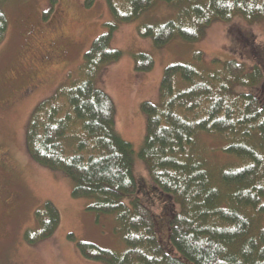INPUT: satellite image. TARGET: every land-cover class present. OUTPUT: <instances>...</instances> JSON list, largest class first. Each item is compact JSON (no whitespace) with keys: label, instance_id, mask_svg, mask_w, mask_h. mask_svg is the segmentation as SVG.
Returning <instances> with one entry per match:
<instances>
[{"label":"trees","instance_id":"1","mask_svg":"<svg viewBox=\"0 0 264 264\" xmlns=\"http://www.w3.org/2000/svg\"><path fill=\"white\" fill-rule=\"evenodd\" d=\"M6 1L0 0V43L9 28ZM122 1L107 0L116 21L84 54L80 79L42 101L27 127L30 157L71 179L73 196L92 199L88 210L97 217H114L125 250L76 241L72 233L69 239L85 258L103 264H264L263 65L248 70L236 59H213L202 66L201 52L193 62L169 65L161 84L164 105L142 103L147 133L137 152L118 134L115 102L98 82L123 55L112 48L118 24L138 18L157 0ZM162 1L179 10L178 17L140 30L158 47L175 38L200 40L217 21L264 20V0ZM135 64L137 72H148L155 61L138 53ZM203 135L227 139L222 154L233 161L215 173L197 152ZM137 161L145 164L150 182L136 175ZM152 191L179 205L167 216V234L159 235V219L146 201ZM35 220L36 229L25 231L30 245L54 234L60 211L47 201Z\"/></svg>","mask_w":264,"mask_h":264},{"label":"rangeland","instance_id":"2","mask_svg":"<svg viewBox=\"0 0 264 264\" xmlns=\"http://www.w3.org/2000/svg\"><path fill=\"white\" fill-rule=\"evenodd\" d=\"M115 3L123 6L122 0ZM5 10L9 28L0 43V264H103L85 258L69 234H74L76 241L122 252L125 243L117 222L112 216L97 217L88 210L93 200L74 197V182L62 172L37 164L28 153L26 134L37 106L59 87H70L80 79L84 54L116 18L107 0H94L91 6L86 5V0H7ZM178 14L179 10L157 0L138 18L120 22L112 48L123 55L103 70L98 82V87L115 102L118 134L133 143L137 152L147 133L142 103L164 105L161 84L169 65L193 62L201 52L205 61L197 63L202 66L212 65L213 59H236L244 62L248 70L254 65L264 67V20L250 23L234 17L230 22L217 21L200 40L175 38L162 47L141 35L143 27L174 20ZM138 53L152 56V70L136 71ZM226 144V138L209 135L198 141L197 152L212 173L233 161L222 154ZM135 173L150 182L143 162L137 161ZM4 189L10 190L8 197ZM154 195L158 193L152 191L153 198L146 201L159 219L163 230L159 235L167 234V216L179 205ZM47 201L60 211L61 223L51 237L30 245L25 231L36 229L35 212Z\"/></svg>","mask_w":264,"mask_h":264},{"label":"flooded vegetation","instance_id":"3","mask_svg":"<svg viewBox=\"0 0 264 264\" xmlns=\"http://www.w3.org/2000/svg\"><path fill=\"white\" fill-rule=\"evenodd\" d=\"M4 193H5V197H8L11 192H10V190L5 192V189H4Z\"/></svg>","mask_w":264,"mask_h":264},{"label":"bare ground","instance_id":"4","mask_svg":"<svg viewBox=\"0 0 264 264\" xmlns=\"http://www.w3.org/2000/svg\"><path fill=\"white\" fill-rule=\"evenodd\" d=\"M237 169V168H236ZM158 198V197H157ZM163 212V211H162ZM171 238V237H170Z\"/></svg>","mask_w":264,"mask_h":264}]
</instances>
